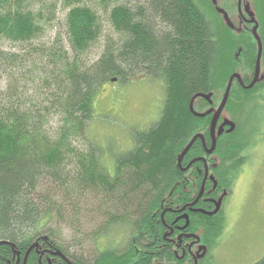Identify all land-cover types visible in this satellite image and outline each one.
Wrapping results in <instances>:
<instances>
[{
	"label": "trees",
	"instance_id": "1",
	"mask_svg": "<svg viewBox=\"0 0 264 264\" xmlns=\"http://www.w3.org/2000/svg\"><path fill=\"white\" fill-rule=\"evenodd\" d=\"M28 1L0 0V38L29 43L42 32L36 13L26 5ZM67 1L69 10L64 26L70 55L65 57L61 75L55 80L61 90L54 92L49 101L58 108L59 128L52 130L47 112L35 115L28 108L0 104V241L12 242L17 251L25 252L42 239L41 245L48 241L75 264H130L137 253L142 256L136 248L140 249L141 243L149 239L148 225L152 212L161 210L160 201L169 192L171 197L184 192L181 180L185 173L178 166L179 154L194 135L202 133L209 139V115H193L189 110L191 98L205 93L215 105L233 72L242 73L244 81H250L257 43L249 29L235 28L234 21L223 17L212 0H101L106 5L116 2L110 6L108 17L111 29L119 37L102 44L97 59L90 63V53L105 38V26L92 6L77 3L78 0ZM229 1L233 6L226 8H236L237 0ZM252 8L263 44L262 77L251 89L237 82L232 85L222 117L233 121L235 128L227 132V126L218 135L215 154L220 162L212 170L220 187H226L229 192L259 144L261 138L255 133L264 125V110L259 109L261 105L264 108V0H254ZM63 47L60 45L58 52ZM51 50L56 54V48ZM64 53L69 54L66 50ZM137 75L141 76L134 79ZM131 80L160 82L165 89L164 98L156 124L134 130L129 137L131 146L113 153L111 172L105 163V151L97 141L88 143L87 151L81 152L69 139L73 141L84 135L94 118L104 116H95L94 103L98 108V103H102L99 96H110L113 92L116 99L119 89ZM209 104L203 97L194 100V108L199 112L205 111ZM201 153L202 142L197 139L183 164L191 155ZM69 154L81 156L79 163L76 162L80 170L82 166L88 173L87 179L83 176L85 180L94 184L98 181L106 191L119 188L124 191L123 196L127 191L139 193L134 199L137 204H131L130 208L135 217L134 231L122 252L105 248L93 261L84 262L70 254L51 234L39 233L58 205L53 196L46 199L45 193L40 192V181L44 176L54 178L59 187L68 191L75 172L70 167L72 159L66 157ZM201 167L198 164L190 168L197 179L195 187L184 192L186 200L193 199L200 191L202 175L197 174V168ZM197 215L201 221L193 231L212 249L228 214L225 216L221 211L216 214L218 218ZM114 221L112 217L108 224ZM136 238L138 245L132 242ZM13 250L10 244H0V257L7 256L13 262ZM208 259L209 256L201 259L200 264ZM0 264L6 261L0 258ZM253 264H264V255Z\"/></svg>",
	"mask_w": 264,
	"mask_h": 264
},
{
	"label": "rangeland",
	"instance_id": "2",
	"mask_svg": "<svg viewBox=\"0 0 264 264\" xmlns=\"http://www.w3.org/2000/svg\"><path fill=\"white\" fill-rule=\"evenodd\" d=\"M77 3L92 6L105 26V38L96 44L88 58L92 63L101 52L102 44L119 37V33L111 29L108 17L110 6L116 2L106 5L101 0H78ZM26 5L36 13L42 32L29 43L0 38V104L28 108L35 115L47 112L51 118L49 126L56 131L60 126V114L49 101L54 92L61 90L55 80L61 75L65 57L70 55L64 26L69 4L67 0H29ZM218 5L232 7L233 3L218 0ZM232 11L234 14L236 8ZM60 45L64 47L58 52ZM52 47L56 48V54H52ZM82 56L86 61L85 54ZM164 91L160 82L131 80L119 89L116 99L112 97L113 92L110 96H99L102 103H98L99 108L94 103L95 116H104L94 118L89 123V131L80 137L76 135L75 142L69 139V143L86 152L88 143L97 141L105 151L108 170L113 172V153L131 146L129 137L134 130L141 131L156 124ZM259 109L264 110L262 105ZM255 135L261 138L260 142L238 173L228 202L225 229L204 264H253L264 255V125ZM66 157L72 159L70 167L75 171L68 191L59 187L54 178L44 176L40 181V192L45 193L46 199L53 196L58 205L52 209L50 221L45 227L41 226L39 233L51 234L70 254L84 262L93 261L105 248L122 252L134 231L135 217L130 208L131 204H137L134 199L139 193L127 191L123 196L124 191L116 187L106 191L98 181L94 184L84 179L88 173L82 166L80 170L78 159L81 156L69 154ZM100 161L103 163L102 156ZM112 217L115 223L110 225L108 220Z\"/></svg>",
	"mask_w": 264,
	"mask_h": 264
},
{
	"label": "flooded vegetation",
	"instance_id": "3",
	"mask_svg": "<svg viewBox=\"0 0 264 264\" xmlns=\"http://www.w3.org/2000/svg\"><path fill=\"white\" fill-rule=\"evenodd\" d=\"M212 1L216 2V0ZM248 2H250L252 8V3H254V0H240V6L239 0H237V13L234 12V14H231L233 11L231 9L226 8L227 6L225 7L224 5H221L220 7L218 5V0L216 4L217 10L220 11L223 17H225L227 20L234 21L232 22V25H234L235 28H244L249 29L251 31L253 23L248 22L249 16L245 11V6L249 4ZM229 15L232 17V19L229 18ZM240 75L243 83H241L237 78H235L233 84L234 82H237L242 87H244V85H248L251 82L252 79L248 82H245L243 79V74L240 73ZM253 76L254 70L252 73V78ZM223 94L224 92L222 93V96L217 102V104H209V107L205 109L207 110L211 107L217 109L223 97ZM212 116L213 112L209 115V139L207 141V138H205V144H203V142L201 141L203 153H201L200 155H191L187 159L185 164L183 163L186 156L182 161V168H187L186 170H182L185 173L181 180L182 190L184 192H187L188 188L195 187L197 177H193L194 172L191 169L194 165L202 164L201 169L197 168V174L202 175L201 188L199 193H197L193 199L188 198V200H186L187 197L184 196V192H180L179 194L173 195V197H171V192H169L164 197V199L160 201L161 210L155 209L152 212V220L149 222L148 225V233L151 234L149 239L146 242L141 243L140 249L136 248V252L141 251L142 256L140 257L137 253L136 256L133 257L132 262L130 264H195V258L198 259L197 264H200V260L206 259L211 254V252L217 247V244L219 243L218 238L220 237V235L216 237V239L214 240L213 248L210 249L207 245L208 242H205L200 234H198L196 231H193V229H196L200 224L201 219L197 215L199 213L206 214L210 217H214L215 215V218H218V215L216 214L221 211H224L226 216L230 208V204H228V202L231 201L233 191V186L231 192L227 191L226 187H220L218 182L219 180L212 172V170L215 168L214 164L217 161L220 162L219 157L215 154L216 149L218 147V139L214 151L212 153H208V149L212 145V140L210 136V121ZM223 118L224 117H222L221 113L218 119L217 128L223 122ZM198 158L206 159V165L208 170L206 180L205 162L203 160H198L196 162L191 163L193 160ZM189 169L191 171L188 172ZM211 176H213L215 181L217 182L215 187L214 181L213 179H211ZM203 184H205L203 194L196 201L201 192ZM208 186L210 187L205 190V187ZM217 187H220V189L218 191L213 192L215 189H217ZM218 204L219 206L217 209ZM215 209H217L216 213L208 214V212H214ZM203 210L207 213H205ZM198 219L199 222H196ZM41 240L42 239L39 240L38 245L31 249L28 255H26V252L28 250H26L25 252L19 251L18 254L15 253V251L13 250V253L11 255V259H13V262L7 256L0 258L5 260L6 264H68V262L63 257L54 253L56 247L51 244H48V241L43 242L41 245ZM132 242L134 243V245H138V238L133 239ZM203 246L204 248L199 251L200 247ZM32 251H34L35 253L31 254Z\"/></svg>",
	"mask_w": 264,
	"mask_h": 264
},
{
	"label": "water",
	"instance_id": "4",
	"mask_svg": "<svg viewBox=\"0 0 264 264\" xmlns=\"http://www.w3.org/2000/svg\"><path fill=\"white\" fill-rule=\"evenodd\" d=\"M239 6H240V0H239ZM245 11L246 13L248 14L249 16V19H248V22L249 23H253V28H252V34H253V37L255 38L257 44H258V52H257V57H256V61H255V68H254V76H253V79L252 81L248 84V85H244L245 88L247 89H251L252 87L255 86V84L260 80V78L262 77L260 74H261V58H262V52H263V44H262V41H261V38L258 34V27H259V23L255 17V14L254 12L250 9L249 5H246L245 6ZM237 78L241 83L242 82V79H241V75L240 73L238 72H235L231 75L230 79H229V82L227 84V87H226V90L223 94V97H222V100H221V103L219 104L218 108L214 110V108H210L209 110H207L206 112H198L194 109V100L196 99V97L198 96H201V97H204L206 99H208L210 102H211V99L210 97L205 94V93H197L195 94L192 98H191V101L189 103V110L191 111V113L197 117H204L210 113H213V116H212V119H211V122H210V134H211V137H212V145L211 147L208 149V153H212L216 147V142H217V135H220L223 133L224 129H225V126L228 125L229 128L226 130L227 132H230L232 130H234L235 128V124L233 121H230L227 117L226 119L223 121V123L218 127V130L216 131V127H217V122H218V119L225 107V104L227 103V100H228V97H229V94H230V91H231V87H232V84H233V81L234 79ZM201 139L203 143H205V138L203 136V134H196L195 136L192 137V139L189 141V143L185 146V148L182 150V152L179 154L178 156V166H182V160L184 158V156L187 154V152L190 150V148L192 147V145L194 144V142L197 140V139ZM198 160H203L205 162V168H206V174H205V180H206V177L208 175V170H207V165H206V159L205 158H198V159H195L193 160L191 163L195 162V161H198ZM189 167V166H188ZM183 170H186L187 168H182ZM211 179H213L214 181V187L216 186L217 182L215 181L214 177L211 176ZM204 186L205 184H203L202 186V189H201V192L198 196V198L196 199V201L199 199V197L202 196L203 194V191H204ZM218 206L219 204L217 205V209H218ZM217 209L214 211V212H208V214H213L215 212H217ZM204 211V210H203ZM205 212V211H204ZM207 213V212H205ZM10 244L12 246V248H14L15 244L12 243V242H7V241H0V244ZM38 241H36L34 244H32L28 251L26 252V255H28V253L31 251V249H33L36 245H38ZM204 248L203 247H200V250ZM17 253H19V251H16ZM55 254H59L60 256H62L64 259L68 260V258L58 249L56 252H54ZM198 262V259L195 258V264H197Z\"/></svg>",
	"mask_w": 264,
	"mask_h": 264
}]
</instances>
